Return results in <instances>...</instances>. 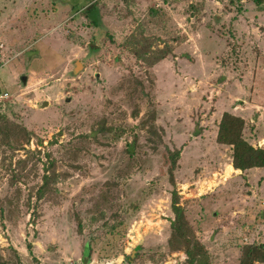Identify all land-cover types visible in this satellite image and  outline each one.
Segmentation results:
<instances>
[{
  "label": "rangeland",
  "instance_id": "obj_1",
  "mask_svg": "<svg viewBox=\"0 0 264 264\" xmlns=\"http://www.w3.org/2000/svg\"><path fill=\"white\" fill-rule=\"evenodd\" d=\"M0 93V264H187L169 244V150L212 264L264 245V169L235 172L217 142L229 112L264 148V5L0 0ZM53 164L54 194H39Z\"/></svg>",
  "mask_w": 264,
  "mask_h": 264
},
{
  "label": "trees",
  "instance_id": "obj_2",
  "mask_svg": "<svg viewBox=\"0 0 264 264\" xmlns=\"http://www.w3.org/2000/svg\"><path fill=\"white\" fill-rule=\"evenodd\" d=\"M243 1V0H241ZM259 7L264 5V0H253ZM94 14V18L91 16ZM84 15L93 20L91 23L102 29V19L97 8V5L93 4L88 8ZM165 58V54L155 56L153 60H150L149 65L154 66ZM0 118L4 116L0 115ZM155 119L154 115H151L148 120L143 121V126L147 128L148 133L151 135L160 136L156 126L153 124ZM19 128V127H18ZM245 120L242 117L234 115L229 112H225L220 120L217 142L221 145H228L233 148V167L235 170L242 172L251 169H264V148H256L250 144L244 137ZM74 154V153H73ZM170 161L169 167V181L173 186L172 191V211L175 215L171 224V236L169 240L170 248L173 251H184L188 257L187 264H212L209 252L205 245L196 237L194 229L192 228L184 208L180 205V195L177 191V183L175 178V171L178 166V161L181 156L180 150L168 151ZM50 169L51 175L45 174L44 183L39 188V194L44 192L45 194H54L52 184L57 180L56 166L52 165ZM49 173V171H47ZM33 246L29 244V251L32 253ZM91 245L87 243L84 248V257L86 262L90 260ZM264 264V245L263 244H246L243 247L242 255L239 264Z\"/></svg>",
  "mask_w": 264,
  "mask_h": 264
},
{
  "label": "crops",
  "instance_id": "obj_3",
  "mask_svg": "<svg viewBox=\"0 0 264 264\" xmlns=\"http://www.w3.org/2000/svg\"><path fill=\"white\" fill-rule=\"evenodd\" d=\"M79 65L82 66V63L79 62V61H76V62H75V69H74V73H75V74H77V73H78V70H80V66H79ZM77 68H78V69H77ZM24 77H26V76H24ZM26 78H27V77H26ZM23 82H24V81H23ZM24 83H25V82H24ZM26 83H27V81H26ZM26 83H25V84H26ZM236 115H237V114H236ZM232 167H233V166H232ZM233 168H234V167H233ZM234 171H235V172H242V171H240V170H235V169H234Z\"/></svg>",
  "mask_w": 264,
  "mask_h": 264
},
{
  "label": "built area",
  "instance_id": "obj_4",
  "mask_svg": "<svg viewBox=\"0 0 264 264\" xmlns=\"http://www.w3.org/2000/svg\"><path fill=\"white\" fill-rule=\"evenodd\" d=\"M7 99H8V94L0 93V102L7 100Z\"/></svg>",
  "mask_w": 264,
  "mask_h": 264
},
{
  "label": "water",
  "instance_id": "obj_5",
  "mask_svg": "<svg viewBox=\"0 0 264 264\" xmlns=\"http://www.w3.org/2000/svg\"><path fill=\"white\" fill-rule=\"evenodd\" d=\"M79 66H80V65H79ZM77 69H78V68H77ZM23 81L26 83V81H27L26 77L23 78ZM46 104H47V102H45L44 105H46Z\"/></svg>",
  "mask_w": 264,
  "mask_h": 264
}]
</instances>
